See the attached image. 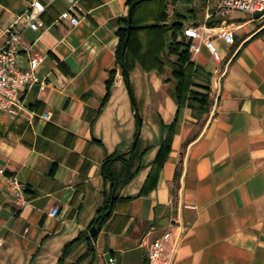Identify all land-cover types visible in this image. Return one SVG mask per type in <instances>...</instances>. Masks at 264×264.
I'll use <instances>...</instances> for the list:
<instances>
[{
    "label": "crops",
    "instance_id": "crops-1",
    "mask_svg": "<svg viewBox=\"0 0 264 264\" xmlns=\"http://www.w3.org/2000/svg\"><path fill=\"white\" fill-rule=\"evenodd\" d=\"M218 1L204 0L199 27L213 38L228 28L235 44L216 39L219 63L193 41L196 81L212 91L203 116L195 102L178 106L168 49L149 69L129 53L126 80L118 50L130 0H81L77 28L59 20L67 4L56 1L45 27L23 30L24 44L45 56L37 73L49 88H27L24 111L0 117V264H149L151 245L173 231L171 249L181 225L174 264H264V22L216 14ZM30 3L0 0V46ZM17 60L29 67L26 53ZM12 176L25 188V207ZM106 207L97 240L65 254Z\"/></svg>",
    "mask_w": 264,
    "mask_h": 264
},
{
    "label": "built area",
    "instance_id": "built-area-1",
    "mask_svg": "<svg viewBox=\"0 0 264 264\" xmlns=\"http://www.w3.org/2000/svg\"><path fill=\"white\" fill-rule=\"evenodd\" d=\"M60 0H31L30 7L23 12L16 20L15 25L21 24V28L12 29L9 38L0 46V117H17L24 111V91L29 87L39 86L42 92L47 91L49 85L46 79L39 75L38 70L44 62V55L33 50V47L27 46L23 42V30L31 29L39 31L45 27L42 19L47 8ZM62 1V0H61ZM67 8L60 15L59 20H67L73 27L79 26L83 19V8L81 0H63ZM234 12H241L255 16L262 13L259 20L264 22V0H219L217 3V13L227 16ZM185 35L193 41L205 43L212 57L219 63L223 62L221 52L216 44V39L222 40L227 46H234L235 38L233 31L228 28H221L216 38L210 36V31L204 27H189L185 30ZM29 56V67L21 69L18 66V60L21 53ZM190 52L198 54L200 46L192 44ZM46 120L51 119L49 113L42 116ZM1 176H5V170L0 171ZM8 185L13 188L16 194V203L19 207H25L29 204V199L25 193L21 180L17 176L7 177ZM183 209L198 210L196 205L184 204ZM180 234L176 244L170 249L167 245L174 237L173 231H168L161 239L156 240L150 249L149 264H174L175 257L179 249L183 234V225L180 226ZM0 246H3V240L0 239ZM111 264H116L112 262Z\"/></svg>",
    "mask_w": 264,
    "mask_h": 264
},
{
    "label": "trees",
    "instance_id": "trees-1",
    "mask_svg": "<svg viewBox=\"0 0 264 264\" xmlns=\"http://www.w3.org/2000/svg\"><path fill=\"white\" fill-rule=\"evenodd\" d=\"M196 1L198 0H173L172 2L176 5L179 2L191 4ZM130 4L132 8L135 6L133 27L129 31L128 18L120 30L121 44L118 50V60L126 80L128 81L130 78V70L126 62L129 53L133 54L135 58L145 65V68L149 69L152 66H158L161 54L168 49V54L176 60L173 77L176 81L175 100L178 106L183 107L190 104V102H195L198 104V110L203 111V114L209 112L210 95L208 94H210L211 89L208 86L198 85L195 81L198 71L193 67L194 63L190 52L193 40L188 39L185 35V21L187 18L176 11L171 17L167 0H130ZM153 5L159 6L158 14L152 17L153 23H143L139 18L140 15L145 12L146 8ZM180 34H183L182 39H179ZM129 35L130 40L127 42ZM195 87L206 89L207 95L197 91L194 89ZM137 126L138 140L143 127L142 119L139 116ZM170 149L171 143L167 142L160 152L159 165H163ZM118 159H122V157H118ZM110 177L112 178V175ZM114 189H116L115 186ZM149 189L150 186H147L144 193H147ZM108 211L109 207L99 211V216L94 221L91 229L102 222ZM87 237L88 234H83L77 241L67 246L65 254H68V251L75 243Z\"/></svg>",
    "mask_w": 264,
    "mask_h": 264
},
{
    "label": "rangeland",
    "instance_id": "rangeland-1",
    "mask_svg": "<svg viewBox=\"0 0 264 264\" xmlns=\"http://www.w3.org/2000/svg\"><path fill=\"white\" fill-rule=\"evenodd\" d=\"M172 1L173 0H167V2L169 3V14L172 17L176 11L177 13L186 17L187 20L185 21L186 22L185 30L189 27H192V26L199 27L202 24V22H204L203 15H202V13L205 9L204 0H198V1L191 3V4L179 2L176 5H174ZM157 5L149 6L148 8H146L145 12L142 15H140L139 18L141 21H143V23H147V24L153 23L152 17L154 15H157L158 10H159V6H157ZM231 16H232V18H245V17H247L246 13H241V12H234V13H232ZM182 37H183V34H180L179 39H182ZM196 80H197V77H196ZM196 83L198 85H202L205 87L208 86L207 84H203V83L201 84L198 81H196ZM194 89H196L197 91H199L201 93H204V94L206 93V95L208 93L207 90L204 88L195 87ZM211 92L212 91H210V94H208V95H210V107H211ZM197 114L199 116L204 115L203 111H200L198 109H197Z\"/></svg>",
    "mask_w": 264,
    "mask_h": 264
},
{
    "label": "water",
    "instance_id": "water-1",
    "mask_svg": "<svg viewBox=\"0 0 264 264\" xmlns=\"http://www.w3.org/2000/svg\"><path fill=\"white\" fill-rule=\"evenodd\" d=\"M134 7L131 8V10H130V15H129V31H131V29L133 27V17H134V13L133 12H134ZM262 15H263L262 13H258V14L255 15V18L256 19H260L262 17ZM129 40H130V35L127 38V42H129ZM127 84H129V91H130L131 96H132L131 98L133 99L134 104H135V107L138 110L137 105H136V99H135L136 97L134 95V92H133V89L131 87L130 81ZM137 144H138V140L135 142V148L137 147ZM110 214H111V210L107 212L106 216L103 218L102 222L98 226H94L91 229L90 235L88 236V239H92L93 241H96L97 240V237H98V235L100 233V230H101V227H102L101 225H103V222L105 221L106 217L109 216Z\"/></svg>",
    "mask_w": 264,
    "mask_h": 264
}]
</instances>
